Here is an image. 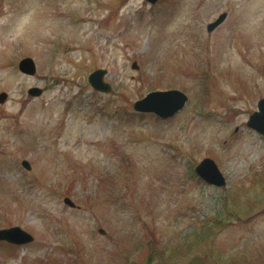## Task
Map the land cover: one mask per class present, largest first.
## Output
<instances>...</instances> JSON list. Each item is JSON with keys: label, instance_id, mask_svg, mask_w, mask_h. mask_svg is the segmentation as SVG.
I'll return each instance as SVG.
<instances>
[{"label": "rangeland", "instance_id": "rangeland-1", "mask_svg": "<svg viewBox=\"0 0 264 264\" xmlns=\"http://www.w3.org/2000/svg\"><path fill=\"white\" fill-rule=\"evenodd\" d=\"M169 89L188 97L173 117L132 110ZM1 92L0 229L33 241H0V264H264V135L246 126L264 0H0ZM205 158L225 185L196 176Z\"/></svg>", "mask_w": 264, "mask_h": 264}, {"label": "water", "instance_id": "water-1", "mask_svg": "<svg viewBox=\"0 0 264 264\" xmlns=\"http://www.w3.org/2000/svg\"><path fill=\"white\" fill-rule=\"evenodd\" d=\"M150 3H154L156 0H147ZM225 17V14L219 16L217 20L207 26V30L211 31L217 25H219ZM19 70L27 75H33L35 73L34 62L30 58H25L19 62ZM104 70H96L88 77V80L95 90L108 92L110 86L103 82ZM28 93L34 96H38L41 90L38 88H31ZM6 98L5 93L0 94V102H3ZM187 97L178 90L167 91H153L148 93L145 97L137 100L133 104V109L139 112L153 113L160 117H169L179 111L185 104ZM258 111L254 112L248 119L247 126L256 130L258 133L264 135V99L258 101ZM23 165L29 168L27 162L23 161ZM195 173L203 179L206 183L213 184L215 186L225 185V180L215 162L212 159H203L195 168ZM64 202L71 207L74 204L65 198ZM103 233L102 230H99ZM30 236L25 231L18 227H12L8 229L0 230V240H5L13 244H25L32 241Z\"/></svg>", "mask_w": 264, "mask_h": 264}, {"label": "trees", "instance_id": "trees-1", "mask_svg": "<svg viewBox=\"0 0 264 264\" xmlns=\"http://www.w3.org/2000/svg\"><path fill=\"white\" fill-rule=\"evenodd\" d=\"M210 226L207 225L205 226L203 229H201V231L197 234H195V240L193 241L195 243V245H199L202 241H205L209 235H210ZM188 250L189 244L186 245Z\"/></svg>", "mask_w": 264, "mask_h": 264}]
</instances>
